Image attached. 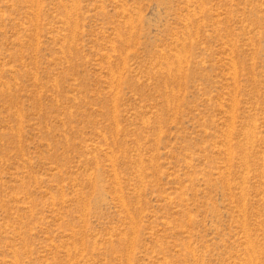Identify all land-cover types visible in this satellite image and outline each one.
I'll return each instance as SVG.
<instances>
[{
    "label": "rangeland",
    "instance_id": "1",
    "mask_svg": "<svg viewBox=\"0 0 264 264\" xmlns=\"http://www.w3.org/2000/svg\"><path fill=\"white\" fill-rule=\"evenodd\" d=\"M0 264H264V0H0Z\"/></svg>",
    "mask_w": 264,
    "mask_h": 264
}]
</instances>
